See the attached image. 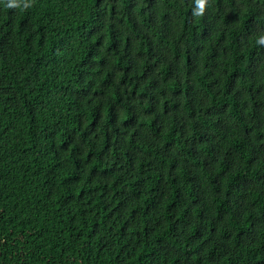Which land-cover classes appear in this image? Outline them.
<instances>
[{
  "label": "trees",
  "instance_id": "obj_1",
  "mask_svg": "<svg viewBox=\"0 0 264 264\" xmlns=\"http://www.w3.org/2000/svg\"><path fill=\"white\" fill-rule=\"evenodd\" d=\"M0 0V264H264V0Z\"/></svg>",
  "mask_w": 264,
  "mask_h": 264
},
{
  "label": "clouds",
  "instance_id": "obj_2",
  "mask_svg": "<svg viewBox=\"0 0 264 264\" xmlns=\"http://www.w3.org/2000/svg\"><path fill=\"white\" fill-rule=\"evenodd\" d=\"M198 4H199V8H200L201 10H203V8H204L203 0H198Z\"/></svg>",
  "mask_w": 264,
  "mask_h": 264
}]
</instances>
